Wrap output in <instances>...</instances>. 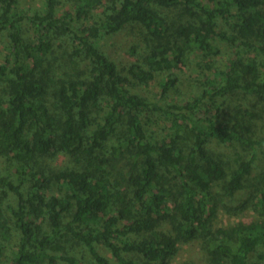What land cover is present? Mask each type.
<instances>
[{
	"label": "trees",
	"instance_id": "1",
	"mask_svg": "<svg viewBox=\"0 0 264 264\" xmlns=\"http://www.w3.org/2000/svg\"><path fill=\"white\" fill-rule=\"evenodd\" d=\"M17 3L0 0V229L17 246L5 264H57L48 250L65 235L97 264H179L195 240L205 264H264V0ZM131 25L143 53L121 72L100 39ZM218 41L232 48L223 66L167 101L189 54L210 60ZM159 76L156 95L140 92ZM220 208L256 216L215 227Z\"/></svg>",
	"mask_w": 264,
	"mask_h": 264
},
{
	"label": "rangeland",
	"instance_id": "2",
	"mask_svg": "<svg viewBox=\"0 0 264 264\" xmlns=\"http://www.w3.org/2000/svg\"><path fill=\"white\" fill-rule=\"evenodd\" d=\"M60 9L72 11L74 9L73 5L77 0H60ZM42 6V0H18L17 11L25 12L27 14H33L36 10L40 9ZM222 28H228V25H223ZM25 35L29 34V25L22 26ZM145 31L138 25H131L122 31L111 34L104 35L100 39V45L102 50L109 56V58L116 64L118 70L124 72V70L129 66V64L141 58L143 53V41L142 38L145 35ZM220 53L217 56L211 57V59H204L200 54H189L187 58V63L183 68L177 73L178 81L173 90L169 92V100H183L191 99L194 95H197L201 90V85L198 81L204 79L206 75H211L214 71L213 67L221 68L226 61V59L231 55L232 48L227 45V43L218 41L217 42ZM1 45V43H0ZM135 46V54L131 53V47ZM207 65H211V69L207 68ZM160 78L157 77L156 80L152 81L149 85L145 86L142 92L144 95L150 97L156 95L158 91L157 81ZM148 120L145 119L147 123V129L150 132H155L156 136L163 137L167 132L168 128L166 123L161 119L158 113H150L147 116ZM217 150L219 154L227 156L228 146L218 144ZM65 162L64 158H58L54 162L55 167H60V164ZM261 163V159L260 162ZM14 197L10 194L8 198V203H14ZM4 216L11 221L10 211L4 207ZM245 214L238 216L235 213H229L226 209L220 208L217 217L214 219L215 227H229L233 222L241 219H248L256 216L255 211H248ZM10 223V222H9ZM42 231H48L47 221L42 223ZM0 243L5 245V252L0 258V264H5L10 260L12 252L17 250L15 244V236L7 233V230L0 229ZM8 245V246H7ZM97 249L99 252L112 260V256L108 249L103 246L98 245ZM49 254L55 255L57 257V264H70L65 260H62L61 256H73L82 260L85 264H97L92 256L89 254L88 249L81 243H79L75 238L65 235L59 239L56 245L48 250ZM47 261V260H46ZM173 263H187V264H205V254L201 247V241L195 240L182 244L176 255L173 257ZM46 264V262H42Z\"/></svg>",
	"mask_w": 264,
	"mask_h": 264
}]
</instances>
